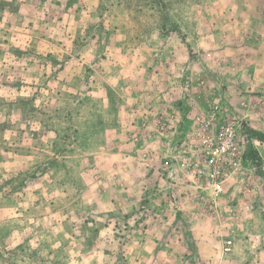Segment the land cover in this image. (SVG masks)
<instances>
[{
	"label": "clouds",
	"instance_id": "obj_1",
	"mask_svg": "<svg viewBox=\"0 0 264 264\" xmlns=\"http://www.w3.org/2000/svg\"><path fill=\"white\" fill-rule=\"evenodd\" d=\"M0 264H264V0H0Z\"/></svg>",
	"mask_w": 264,
	"mask_h": 264
}]
</instances>
